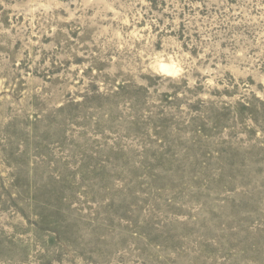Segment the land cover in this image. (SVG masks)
Segmentation results:
<instances>
[{
  "label": "rangeland",
  "instance_id": "rangeland-1",
  "mask_svg": "<svg viewBox=\"0 0 264 264\" xmlns=\"http://www.w3.org/2000/svg\"><path fill=\"white\" fill-rule=\"evenodd\" d=\"M0 264H264V0H0Z\"/></svg>",
  "mask_w": 264,
  "mask_h": 264
}]
</instances>
